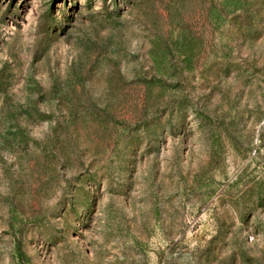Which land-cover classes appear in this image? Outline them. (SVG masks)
<instances>
[{
    "label": "rangeland",
    "instance_id": "rangeland-1",
    "mask_svg": "<svg viewBox=\"0 0 264 264\" xmlns=\"http://www.w3.org/2000/svg\"><path fill=\"white\" fill-rule=\"evenodd\" d=\"M0 264H264V0H0Z\"/></svg>",
    "mask_w": 264,
    "mask_h": 264
}]
</instances>
